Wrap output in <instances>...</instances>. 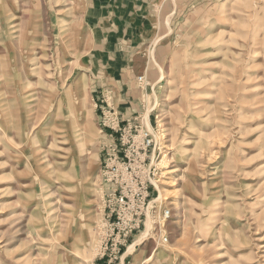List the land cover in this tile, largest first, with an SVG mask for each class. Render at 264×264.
I'll use <instances>...</instances> for the list:
<instances>
[{
	"label": "rangeland",
	"instance_id": "374dc122",
	"mask_svg": "<svg viewBox=\"0 0 264 264\" xmlns=\"http://www.w3.org/2000/svg\"><path fill=\"white\" fill-rule=\"evenodd\" d=\"M115 120L155 144L120 246ZM0 264H264V0H0Z\"/></svg>",
	"mask_w": 264,
	"mask_h": 264
},
{
	"label": "built area",
	"instance_id": "2783aa9c",
	"mask_svg": "<svg viewBox=\"0 0 264 264\" xmlns=\"http://www.w3.org/2000/svg\"><path fill=\"white\" fill-rule=\"evenodd\" d=\"M112 129L119 137L108 142L101 162L104 214L113 246L124 245L140 230L145 212L154 193L152 152L155 147L148 131L140 129L136 136L124 127ZM112 137V134L109 136ZM131 139V140H130Z\"/></svg>",
	"mask_w": 264,
	"mask_h": 264
},
{
	"label": "bare ground",
	"instance_id": "6f19581e",
	"mask_svg": "<svg viewBox=\"0 0 264 264\" xmlns=\"http://www.w3.org/2000/svg\"><path fill=\"white\" fill-rule=\"evenodd\" d=\"M146 121H147V120H146ZM147 128H149L151 131H153L151 127L148 126ZM154 136L157 137L155 134H154ZM168 172H171V171L168 170ZM156 187H157V191H158V193H159V194H158V198H160V197H161V194H162L161 191L165 190V188H159V187L157 186V184H156ZM155 197H157V196H155ZM158 198H156V199H158ZM153 202H156V201H154V197L150 200L147 209L151 206V204H152ZM146 215H147V216H146V219H147V217L149 216V209H148ZM149 217H150V216H149ZM146 219H145V221H146ZM146 226H149V225L147 224ZM135 242L142 243V240L137 239V240H135ZM132 247H133V245H131V246L128 248V252L131 251V248H132ZM128 252H127V253H128Z\"/></svg>",
	"mask_w": 264,
	"mask_h": 264
}]
</instances>
